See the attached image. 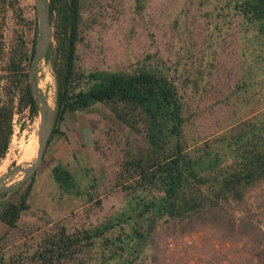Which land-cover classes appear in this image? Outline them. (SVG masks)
Instances as JSON below:
<instances>
[{
	"label": "trees",
	"instance_id": "obj_1",
	"mask_svg": "<svg viewBox=\"0 0 264 264\" xmlns=\"http://www.w3.org/2000/svg\"><path fill=\"white\" fill-rule=\"evenodd\" d=\"M48 1L54 42L43 60L50 63L55 83V123L47 148L54 135H64L60 125L67 113L101 103L143 138L144 149L126 154L121 187L128 193L141 189L144 194L133 213L119 216L116 224L85 228L67 220H46V226L27 231L32 238L30 246L16 245L8 233L1 234L0 264H135L142 250L135 253L145 234L140 230L152 217L182 226L185 233L210 226L239 236L248 245L249 258L244 262L264 264V243H259L264 230L247 207L250 194L264 186V112L202 142H189L185 129L193 114L186 95L188 88L197 89V80L191 76L182 79L177 69L166 70L162 62L148 61L151 57L135 63L130 72L83 70L77 50L84 40L83 5L89 0ZM219 2V11L237 16L264 52V0ZM8 5L16 30L5 56L6 74L0 75V81L5 79L0 94V167L7 158L14 115L27 111L30 117L37 116L28 81L37 17L27 20L19 0H0V17ZM29 30L32 38L28 42ZM2 51L0 42V54ZM108 131L119 144L114 129L108 127ZM51 174L61 192L83 194L66 167L57 164ZM34 177L19 189L0 195L1 201L10 195L0 203L1 227L16 229L22 213L31 208ZM89 200L94 202L90 195ZM95 205L101 207V200ZM232 205L239 207L241 214L231 212Z\"/></svg>",
	"mask_w": 264,
	"mask_h": 264
},
{
	"label": "rangeland",
	"instance_id": "obj_2",
	"mask_svg": "<svg viewBox=\"0 0 264 264\" xmlns=\"http://www.w3.org/2000/svg\"><path fill=\"white\" fill-rule=\"evenodd\" d=\"M19 1L24 17L33 20L34 1ZM220 5L219 0H89L83 5L84 40L78 46V64L86 71L130 72L135 63L151 57L148 61H160L166 70L177 69L182 79H196L197 89H187L186 100L193 116L185 134L189 142H202L264 112V52L260 51V42L237 16L220 12ZM15 30L16 21L8 5L0 17L3 76ZM27 33L29 42L32 30ZM4 84L2 79L0 94ZM38 85L48 96L49 106H54L55 83L51 65L44 60L38 66ZM12 123L13 135L0 175L14 164L30 162L36 153L38 117L24 111L14 115ZM108 127L120 138L119 144L113 141ZM60 130L67 138L68 152L55 149V142L46 149L35 173L31 208L22 213L16 229L0 226V235L8 233L16 245L30 246L32 238L27 231L46 226V220H67L70 225L85 228L116 224L119 216L133 213L141 200V189L128 193L121 187V178L127 152L136 154L144 149L143 138L122 124L108 107L90 103L85 111L67 113ZM89 133L91 143L87 140ZM57 137L54 135L52 141ZM57 164L73 174L81 196L58 189L51 174ZM97 199L101 200L98 208ZM247 207L264 230V186L250 194ZM229 210L241 214L236 205ZM182 229L155 220L135 264H246L249 258L248 245L239 236L210 226L188 233ZM259 240L264 243L263 236Z\"/></svg>",
	"mask_w": 264,
	"mask_h": 264
},
{
	"label": "water",
	"instance_id": "obj_3",
	"mask_svg": "<svg viewBox=\"0 0 264 264\" xmlns=\"http://www.w3.org/2000/svg\"><path fill=\"white\" fill-rule=\"evenodd\" d=\"M35 15L38 20V33L34 46V53L31 59L28 72L29 88L36 106L38 117V142L34 158L28 163L14 164L11 168L0 175V195L11 193L19 189L23 184L35 175L43 161L49 138L52 134L55 116L54 106H49L44 94L38 85V66L47 54L51 44L54 42V28L50 21L48 0H33ZM18 178V180H15ZM156 218L152 217L145 229L144 238L137 248L135 255L143 249L148 241L152 226Z\"/></svg>",
	"mask_w": 264,
	"mask_h": 264
},
{
	"label": "crops",
	"instance_id": "obj_4",
	"mask_svg": "<svg viewBox=\"0 0 264 264\" xmlns=\"http://www.w3.org/2000/svg\"><path fill=\"white\" fill-rule=\"evenodd\" d=\"M61 132L64 134L63 131H61ZM57 136L58 137L61 136V137L59 139L57 137L55 139V141H51L50 144H49V148H51L52 144L55 142V144H56V148L55 149H58L59 151H62V152H65V151L68 152V146L69 145H68V141H67V138H66L65 134L62 135L60 133V134H57ZM87 140H88V143L89 142L91 143V134L90 133L87 135ZM59 158H60V161H61V157H59Z\"/></svg>",
	"mask_w": 264,
	"mask_h": 264
},
{
	"label": "bare ground",
	"instance_id": "obj_5",
	"mask_svg": "<svg viewBox=\"0 0 264 264\" xmlns=\"http://www.w3.org/2000/svg\"><path fill=\"white\" fill-rule=\"evenodd\" d=\"M47 100V99H46ZM47 103L49 104L48 100H47ZM38 142V141H37ZM36 150H37V146H36ZM36 154V153H35ZM25 158V157H24Z\"/></svg>",
	"mask_w": 264,
	"mask_h": 264
}]
</instances>
